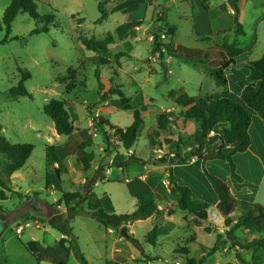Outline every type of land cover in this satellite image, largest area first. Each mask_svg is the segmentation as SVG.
Segmentation results:
<instances>
[{
	"label": "rangeland",
	"instance_id": "1",
	"mask_svg": "<svg viewBox=\"0 0 264 264\" xmlns=\"http://www.w3.org/2000/svg\"><path fill=\"white\" fill-rule=\"evenodd\" d=\"M98 1L39 0L38 12L51 15L54 23L48 33L30 34L36 24L27 13L17 14L5 42L6 31L0 30V136L10 143L34 146L21 168L9 175L0 168L4 183L0 185V264H82L80 253L90 264L110 259L120 264H248L252 257L264 264V250L242 247L252 238L264 237V231L239 228L235 240L227 239L225 218L212 204L207 220L195 226L169 192L171 165L153 162L175 153L183 155L196 146L197 123L193 119L187 123L179 112L187 96L224 91L206 69L227 59L220 45L235 43L251 59L264 53V0H238L244 35L235 33L232 0H101L107 16L97 22ZM9 2L0 0V18ZM156 35L172 48L188 47L190 58H198L197 50H207L209 60L201 64L164 52V69L153 51ZM14 36L17 38L10 39ZM117 53L124 55L117 58ZM96 55L109 62L96 64L91 58ZM232 66L225 69L226 74ZM96 67L104 88H109L111 80L119 85L130 98L131 109H123L117 96L100 99ZM24 70L30 73L25 86L31 97L12 98L8 90ZM233 74L236 72L230 74L228 84L231 93L236 89ZM69 81L75 87L66 93ZM51 98L66 101L74 126L68 135L57 134L53 121L42 110ZM134 109L143 117L134 145L125 149L114 130L104 125L111 143L105 148L98 122L107 120L125 128ZM162 110L172 111L167 132L157 128ZM213 135L214 131L209 133V137ZM165 138L171 141L167 143ZM51 146L57 156L58 152L62 155L56 162L50 155ZM80 155L88 161L87 169L77 159ZM192 159L174 163L182 166ZM237 160L248 170L244 158ZM210 163V168L201 160L189 165L197 197L199 191L205 193L201 177L212 189L203 168L208 172L222 169L220 164ZM46 173L50 185L45 182ZM72 191L85 194L78 205L61 200L64 192ZM151 198L161 210L148 219L105 227L94 217L98 209L108 211L111 206L115 213H128ZM203 200L212 203V199ZM257 200L264 201V181L254 202ZM242 212L238 206L231 218ZM156 223L159 233L153 246L146 234ZM205 227H210V232ZM218 232L225 242L222 249L211 253ZM61 238L68 251L60 246ZM31 240L40 260L26 246ZM237 252L245 263L236 257Z\"/></svg>",
	"mask_w": 264,
	"mask_h": 264
},
{
	"label": "trees",
	"instance_id": "2",
	"mask_svg": "<svg viewBox=\"0 0 264 264\" xmlns=\"http://www.w3.org/2000/svg\"><path fill=\"white\" fill-rule=\"evenodd\" d=\"M39 0H10L9 4L5 8L2 17L0 18V30L3 28L6 31V37L3 39L5 42L8 38V34L11 31V24L14 18L19 13H27L34 21L36 26L32 29L30 34L36 33H48L53 26L52 16L48 14H40L37 10V2ZM207 8L206 6H204ZM232 7L234 12V25L235 33L244 35L245 31L242 24L238 20L239 5L238 0H232ZM97 8L100 12L97 22L106 18L107 13L104 7V1L99 0ZM16 36L10 37L15 39ZM158 35L153 41V51L157 52L158 58L161 60V65L166 69L164 62L162 61L164 52L169 56H184L187 60L204 64L209 60V51L197 50L198 58H190L188 53L190 49L188 47L176 46L172 48L171 45L159 41ZM220 48L225 52L227 59L223 61L217 67H206L210 76L224 91L222 96L215 98L211 93H198L190 96L186 101L182 103V109L179 115L184 119H193L197 123V130L194 135V141L196 146L187 150L183 155L175 153L172 157H161L154 160L155 165L172 164L176 160L187 161L191 158L200 159L203 163L210 159H220L225 161L229 167L230 178L241 182L242 176L236 171V164L233 160V155L236 152H244L250 145V135L248 128L251 123V111H255L261 119H264V53L255 60H249L246 64L248 68L247 83L241 90V99L244 104L233 100L228 95V80L225 69L231 65H235V57L242 54V48L238 47L235 43H223ZM124 53H117L118 58ZM92 60L98 65L106 64L109 59L102 55H96L91 57ZM95 75L98 80V87L101 100H107L112 96H117L123 106V109L129 110L130 98L126 95L125 91L117 84L111 85L105 89L104 84L100 80L99 68H95ZM30 77L28 71H21L18 82L11 86L8 90V94L12 98L20 96L31 97V93L25 86V81ZM75 87L73 81H69L65 85V92L70 93ZM43 112L53 121L54 129L57 134L68 135L74 130V126L70 119V114L66 108V101L60 98H51L48 100L42 108ZM172 111L162 110L157 118V128L162 132H167L170 129V117ZM132 121L125 128L113 126L107 120H100L98 122V129L103 135L104 142L107 148L110 143L104 125L114 130V134L118 141L125 149H130L137 137L138 131L143 123V117L141 116L139 109H134L132 112ZM223 123L222 135L217 141L207 144L210 139L209 133L219 124ZM168 143L171 141L169 138H165ZM228 145H232V149L226 150ZM34 146L31 143H10L3 136H0V168L8 175L17 169L21 168L29 155L31 154ZM51 150V158L53 162L58 159L57 153L54 147H49ZM83 165L84 169L89 167V163L84 155H80L77 158ZM204 165V164H203ZM204 167V166H203ZM204 175L212 186L214 193L218 200L214 205L215 212L225 216L224 224L228 228L226 229V238L229 240H235V231L239 228L248 229L251 232L264 231V207L259 202H251L246 211L242 212L236 219L231 218V214L241 203V199L238 197V192L230 185L229 180H223L220 177L208 172L203 168ZM57 176L60 175L59 171L55 169ZM169 181L168 188L170 194L176 197L177 206L186 211L190 216L195 226H201L208 218L209 209L211 203L197 197L192 189L188 185L180 184L178 178H176L171 167L168 171ZM45 182L47 185L51 184V178L49 173L45 174ZM0 185L4 183L0 179ZM85 194L77 191L64 192L61 196V200L65 204L76 201L78 205L83 200ZM158 204L155 199L151 198L144 202L138 203L133 211L128 213H115L112 206L108 211L98 209L94 212V217L97 222L105 227L109 225H116L124 221L129 220H144L150 216L158 213ZM159 224L156 223L146 234V240L149 244L155 246L158 237ZM205 231L210 232V227H205ZM63 234H67L68 231L61 230ZM64 238L59 241L60 246L65 250H69L67 246L63 244ZM225 239H223L222 233L216 234V240L211 248V253L216 252L223 248ZM27 248L33 253V255L40 260V254L35 241L31 240L27 243ZM243 248H258L264 250V237H255L250 241L242 245ZM188 252L187 248H182ZM236 257L245 263L246 261L237 252ZM80 260L82 264H90L82 253H80ZM262 260L257 257H252L248 264H260ZM101 264H120L116 260H104ZM231 264V263H226Z\"/></svg>",
	"mask_w": 264,
	"mask_h": 264
},
{
	"label": "crops",
	"instance_id": "3",
	"mask_svg": "<svg viewBox=\"0 0 264 264\" xmlns=\"http://www.w3.org/2000/svg\"><path fill=\"white\" fill-rule=\"evenodd\" d=\"M255 1H252V4H254ZM262 55V54H261ZM260 55V56H261ZM259 56V57H260ZM258 57V58H259ZM249 56L247 52H243L242 54L238 55L235 57V65L231 67V69H228V73L226 74L228 84H230V74L232 72H236V74H233V79H234V85L236 89L234 92H229L228 90V95L235 101H238L242 104L243 101L241 99V90L244 87V85L247 83V75H248V68L243 65L244 62L248 61ZM257 59V58H256ZM255 60V59H251ZM230 70L232 72H230ZM238 80V81H237ZM201 89V85L199 87V90ZM202 93V92H199ZM215 98L222 96V92L219 94L213 95ZM190 96H187L186 98L188 99ZM185 98V99H186ZM251 123L248 128V133L250 135V145L249 147L244 151V152H236L233 155V160L236 162V171L238 174H240L243 178L241 182L236 181L232 178H230V173H229V167L226 162L220 159H214V160H206L204 162V165H207L208 168L209 165L211 164L210 162H215L217 164H220L222 169L220 171L218 170H212L210 169V173L220 177L223 180H228L230 178V185L238 192V197L241 199V203L239 206L242 207L244 211H246L249 207V204L251 202L256 201L260 187L264 181V148L262 144H264V119H261L258 114L255 111H251ZM192 119H187V123L190 122ZM196 122V121H195ZM222 126L223 123H219L212 131H214V135L210 137L209 142L213 143L218 140V138L222 135ZM196 128V127H195ZM211 131V132H212ZM232 145H228L226 147V150L232 149ZM58 156L62 158V155L58 152ZM238 158H244L246 161V164L248 165V170H244V168L240 167L238 165ZM200 159L193 158L192 161L187 162L188 164L182 165L181 164H171L172 168V173L176 178H179L180 181L178 182L180 184L188 185L193 191H197V185L194 182L193 175L190 173L189 169L191 164H196L199 162ZM177 169H179L177 171ZM243 171H242V170ZM203 176L204 172H203ZM229 177V178H228ZM206 178V177H205ZM199 181L202 180V182L205 184V188L203 189L205 193H202L199 191L198 193L201 194L199 196L202 199H212L211 204L215 205L217 203V196L216 194L212 191L213 189H210L208 185L206 184L205 181H203V177L198 178ZM212 188V186H211ZM207 197H206V195ZM259 201L260 204L263 205L264 207V201L263 200H257ZM158 207H160L158 205ZM151 217V216H150ZM149 217V218H150ZM225 218V216H224ZM148 219V218H147Z\"/></svg>",
	"mask_w": 264,
	"mask_h": 264
}]
</instances>
